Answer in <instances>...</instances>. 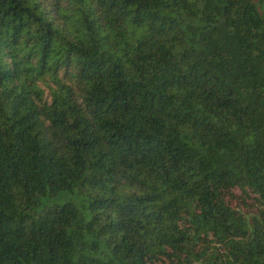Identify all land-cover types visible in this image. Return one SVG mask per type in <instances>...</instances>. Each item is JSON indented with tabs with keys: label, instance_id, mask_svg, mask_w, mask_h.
I'll use <instances>...</instances> for the list:
<instances>
[{
	"label": "trees",
	"instance_id": "obj_1",
	"mask_svg": "<svg viewBox=\"0 0 264 264\" xmlns=\"http://www.w3.org/2000/svg\"><path fill=\"white\" fill-rule=\"evenodd\" d=\"M0 264H264V0H0Z\"/></svg>",
	"mask_w": 264,
	"mask_h": 264
}]
</instances>
